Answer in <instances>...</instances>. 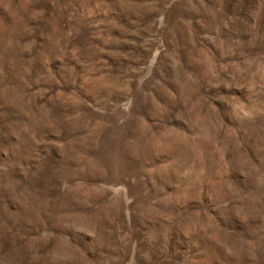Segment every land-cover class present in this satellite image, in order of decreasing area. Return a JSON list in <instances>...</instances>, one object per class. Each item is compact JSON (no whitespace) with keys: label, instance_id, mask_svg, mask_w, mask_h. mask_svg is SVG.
I'll list each match as a JSON object with an SVG mask.
<instances>
[{"label":"rangeland","instance_id":"374dc122","mask_svg":"<svg viewBox=\"0 0 264 264\" xmlns=\"http://www.w3.org/2000/svg\"><path fill=\"white\" fill-rule=\"evenodd\" d=\"M0 264H264V0H0Z\"/></svg>","mask_w":264,"mask_h":264}]
</instances>
